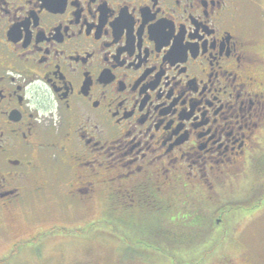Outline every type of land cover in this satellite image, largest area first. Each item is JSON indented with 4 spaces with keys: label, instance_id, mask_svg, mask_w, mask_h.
Segmentation results:
<instances>
[{
    "label": "flooded vegetation",
    "instance_id": "af4514ba",
    "mask_svg": "<svg viewBox=\"0 0 264 264\" xmlns=\"http://www.w3.org/2000/svg\"><path fill=\"white\" fill-rule=\"evenodd\" d=\"M256 6L0 0V240L4 221L31 205L26 221L53 222L27 239L44 230L82 238V216L70 223V213L96 199L127 213L167 211L187 235L201 221L204 238L220 230L222 243L258 216L231 223L236 213L221 201L264 141ZM21 241L10 239L0 264Z\"/></svg>",
    "mask_w": 264,
    "mask_h": 264
},
{
    "label": "rangeland",
    "instance_id": "374dc122",
    "mask_svg": "<svg viewBox=\"0 0 264 264\" xmlns=\"http://www.w3.org/2000/svg\"><path fill=\"white\" fill-rule=\"evenodd\" d=\"M256 3L257 6L251 9L252 12H248L251 13L249 19L252 20L253 27L259 29L264 40V0H256ZM255 156V160H252L244 168L241 176L226 187L229 197L227 200H221L222 202L225 201V206H231V204L238 202L251 205L257 198L264 196V179L260 180V189L255 191L253 196L250 194L253 191L247 193L253 182L257 180L255 176L259 172L258 167L255 166L264 163V141ZM260 168L262 170V167ZM103 200L105 199H96L89 207L82 209V215L70 213V223L79 222L82 216V226L85 224L82 227V238L75 236L78 235V232L67 231L62 232L66 235H62L59 231L44 230L34 238L27 239L37 229H47L53 220L47 215L42 220L26 221L27 218L30 219V216L25 219V212L33 210L32 205L18 211L15 219L4 221L8 231L7 236L0 240V254L7 250L10 239L17 237L22 241L16 245L15 253L8 251L12 257L6 264H172L154 248L146 247L141 243L139 240L141 237L137 235L147 234L149 237V234H152L151 230L156 228L159 220L163 225L161 226L162 229L171 228L174 222L169 220V212L166 211L163 215L153 210L133 211L129 208L127 213L125 210L116 209L114 205ZM114 202L118 206L128 205V203L124 204L122 200ZM259 210L261 212L258 216H263L258 219H256L258 216H255L249 221V224H246L247 221L242 224L238 221L239 218ZM99 218L101 222L94 225L93 222ZM235 220L238 223L236 222L231 227L230 233L223 243L220 230L211 232L205 245H199L198 252H195L202 254L201 256H195L193 251V253H188L190 256L187 257L192 261L191 263L178 262L182 264H251L252 259L258 263L263 262L264 199L257 208L237 212L236 215L232 216L231 223ZM94 228L97 229L94 230ZM89 229L90 231H88ZM214 237L215 240L206 245ZM120 238L123 241H120ZM152 239L153 237L150 240ZM157 239L160 240L159 243L164 242L160 237H154L152 241L155 242ZM179 248L184 250V253L186 252L184 246L180 245ZM181 252L178 253L182 254Z\"/></svg>",
    "mask_w": 264,
    "mask_h": 264
},
{
    "label": "trees",
    "instance_id": "16d2710c",
    "mask_svg": "<svg viewBox=\"0 0 264 264\" xmlns=\"http://www.w3.org/2000/svg\"><path fill=\"white\" fill-rule=\"evenodd\" d=\"M255 167H258V172H259V173H256L257 175L255 176L257 180L256 182H253V185L250 187L249 190H247V193L252 192V191H253L252 193H255V191H259L260 185H261L260 180L264 179V173L263 174L261 173V172H264V163H261L260 165L258 164ZM260 167H262V170ZM263 199H264V196L259 197L253 203L255 204L258 200L262 201ZM254 204L245 205V204H242L241 202L231 204L230 211L235 214L240 210H250V209H253ZM173 222H177V221H173ZM191 222H193L194 227L195 226L196 227L194 231L188 232V235L185 233H180L179 230H176L174 225H171V228L162 229L161 227H159V224H161L160 220L158 221L156 228L154 230H151L152 234H149V237L147 234L146 235L137 234V235L141 237V239H139L141 243H143L146 247L154 248L156 251H158V253L162 254V256H165L166 259H168L172 264H182V263H179L178 261H183V262L185 261V262L191 263L192 261L186 260L187 257L185 256L186 255L190 256L188 253H193V251H194L195 256H201L202 254H196L195 252H198L197 251L199 248L198 244L207 240V237L204 238V235H203L207 232L205 230H202L199 227L200 224L197 225L201 221L197 222V220L195 221L193 220ZM152 237L153 239L154 237L156 238L160 237V239H163L164 242L159 243L160 240L158 239L155 242H153L152 241L153 239L150 240ZM180 245L185 247V250H186L185 253H184V250H181L179 248ZM189 251H192V252H189ZM178 252H181L182 254Z\"/></svg>",
    "mask_w": 264,
    "mask_h": 264
}]
</instances>
